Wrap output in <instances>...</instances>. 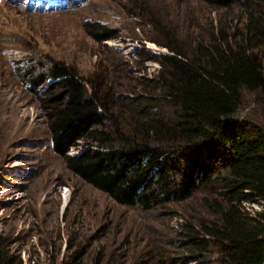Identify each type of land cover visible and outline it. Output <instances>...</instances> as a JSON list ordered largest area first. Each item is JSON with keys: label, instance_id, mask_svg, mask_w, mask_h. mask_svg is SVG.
<instances>
[{"label": "trees", "instance_id": "trees-1", "mask_svg": "<svg viewBox=\"0 0 264 264\" xmlns=\"http://www.w3.org/2000/svg\"><path fill=\"white\" fill-rule=\"evenodd\" d=\"M78 1L60 0L58 9ZM187 1L238 7L242 27L218 28L189 51L169 46L132 99L103 75L84 79L58 61H28L21 77L41 91L53 151L81 181L142 211L198 200L210 218L182 224L173 264H263L264 124L238 111L243 92H256L264 118V0ZM90 35L114 37L105 28ZM243 202L262 210L250 216ZM0 264H13L1 243Z\"/></svg>", "mask_w": 264, "mask_h": 264}, {"label": "rangeland", "instance_id": "rangeland-1", "mask_svg": "<svg viewBox=\"0 0 264 264\" xmlns=\"http://www.w3.org/2000/svg\"><path fill=\"white\" fill-rule=\"evenodd\" d=\"M48 7L0 0V243L13 264L71 263L73 255L81 264H173L182 224L191 216L210 218L198 200L142 211L73 175L53 151L42 93L29 91L22 67L62 62L84 79L103 75L107 84H120L121 97L132 99L156 76L160 66L153 60L169 54V46L189 51L218 28L240 29L243 11L187 0ZM86 24L91 31H112L113 39L96 41ZM238 116L264 124L256 92H243Z\"/></svg>", "mask_w": 264, "mask_h": 264}, {"label": "built area", "instance_id": "built-area-1", "mask_svg": "<svg viewBox=\"0 0 264 264\" xmlns=\"http://www.w3.org/2000/svg\"><path fill=\"white\" fill-rule=\"evenodd\" d=\"M255 205H257V204L246 203V202H243V203H242V206H243L244 210H245L250 216H253L254 213L256 212V211H253V209L258 211V207L255 206Z\"/></svg>", "mask_w": 264, "mask_h": 264}, {"label": "water", "instance_id": "water-1", "mask_svg": "<svg viewBox=\"0 0 264 264\" xmlns=\"http://www.w3.org/2000/svg\"><path fill=\"white\" fill-rule=\"evenodd\" d=\"M263 264H264V262H263Z\"/></svg>", "mask_w": 264, "mask_h": 264}]
</instances>
